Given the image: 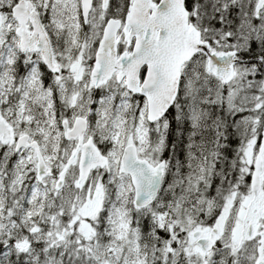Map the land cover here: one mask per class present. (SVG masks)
I'll return each mask as SVG.
<instances>
[{"label": "snow or ice", "instance_id": "snow-or-ice-1", "mask_svg": "<svg viewBox=\"0 0 264 264\" xmlns=\"http://www.w3.org/2000/svg\"><path fill=\"white\" fill-rule=\"evenodd\" d=\"M0 264H264V0H0Z\"/></svg>", "mask_w": 264, "mask_h": 264}]
</instances>
